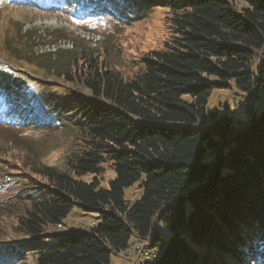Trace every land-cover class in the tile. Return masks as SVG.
<instances>
[{
	"label": "trees",
	"instance_id": "obj_1",
	"mask_svg": "<svg viewBox=\"0 0 264 264\" xmlns=\"http://www.w3.org/2000/svg\"><path fill=\"white\" fill-rule=\"evenodd\" d=\"M240 1L248 7L236 11ZM65 3L66 11L116 26L163 8L168 36L133 61L127 76L104 52L74 41L71 49L49 42L54 51L40 55L23 49L20 61L58 81L56 91L45 87L40 95L0 71L4 119L60 128L72 139L64 168L33 163L0 172V191L11 194L0 207V264H112L136 240L148 237L150 247L151 232L160 254L150 264H264V110L252 111L242 130L207 111L217 90L252 94L255 103L264 90V0ZM107 170L115 178L103 189L99 177ZM85 175L94 179H78ZM132 187L138 194L129 198ZM75 205L98 214L99 223L57 234ZM53 239L55 246L41 245Z\"/></svg>",
	"mask_w": 264,
	"mask_h": 264
},
{
	"label": "rangeland",
	"instance_id": "obj_2",
	"mask_svg": "<svg viewBox=\"0 0 264 264\" xmlns=\"http://www.w3.org/2000/svg\"><path fill=\"white\" fill-rule=\"evenodd\" d=\"M56 1V3H55ZM55 3V4H54ZM64 0H0V71L9 69L16 73L15 77L24 84L25 90L31 93H43L48 87L53 91L59 88L58 81L50 76L41 77L40 73L27 62L20 61V55L25 54L23 49L32 54L54 51L47 46L48 43L57 41L55 45L64 49H71L74 41L80 47H91L104 52V58L115 71L130 75L135 71L133 61L162 47L163 41L168 33L165 30V18L168 11L159 8L144 14L136 22L128 25L116 26L105 18L83 15L82 11L75 8L65 11ZM236 11L248 7L246 2H238ZM57 10H54V9ZM62 31L63 34H57ZM61 39V40H59ZM39 44L32 51L29 42ZM90 41V42H89ZM27 42L28 44H24ZM46 44V46H45ZM20 49L18 52L15 49ZM33 62L34 61L33 59ZM50 78L46 84L41 79ZM86 93L85 91H83ZM258 100L253 105L254 96L245 98L239 96L235 91L217 90L212 93L207 111L215 113L218 117L229 116L235 122L238 130L244 129L252 119V111L264 110V90L257 91ZM4 102L0 99V108ZM254 109V110H253ZM7 112L6 108L0 109V113ZM0 115V172L15 173L16 167L22 164L51 165L64 168V159L69 154L72 139L69 132L62 129L57 131H46L42 128L31 129V127L9 125L8 118ZM210 118L205 122L209 124ZM115 178L113 170H107L99 177L103 189L109 187ZM83 182H90L93 175H85L78 178ZM138 194L136 187L127 190V194ZM11 194L8 191H0V207L7 201ZM138 198V195L134 197ZM3 211H0V215ZM2 219H6L1 217ZM7 224L14 222V218H7ZM96 213L83 211L75 205L68 216L62 220V227L54 229L57 234H70L74 231H89L92 223H99ZM160 231L166 238L170 235L169 229L160 223ZM57 239L44 241L42 246L48 248L55 246ZM113 264H118V259L113 258ZM14 264H19L15 263ZM120 264V263H119ZM130 264V263H128ZM247 264H256L249 261Z\"/></svg>",
	"mask_w": 264,
	"mask_h": 264
},
{
	"label": "bare ground",
	"instance_id": "obj_3",
	"mask_svg": "<svg viewBox=\"0 0 264 264\" xmlns=\"http://www.w3.org/2000/svg\"><path fill=\"white\" fill-rule=\"evenodd\" d=\"M150 234L153 235V240H154V234L152 232ZM146 239H143V241L146 240ZM153 240H152V242L149 245L150 247L147 246L149 241H147L146 244L144 245V253H151L150 262L155 261L158 258V256H159L158 254H160V252L159 253H155L156 250H154V249H159V248L153 246ZM136 242H137V240L131 246H129L127 249L121 251L119 256L122 257V258L135 257ZM159 251H160V249H159ZM148 263H149V256H140V257H138V264H148Z\"/></svg>",
	"mask_w": 264,
	"mask_h": 264
},
{
	"label": "built area",
	"instance_id": "obj_4",
	"mask_svg": "<svg viewBox=\"0 0 264 264\" xmlns=\"http://www.w3.org/2000/svg\"><path fill=\"white\" fill-rule=\"evenodd\" d=\"M253 102H254V99H253ZM145 244H146V241L137 240L136 247H135V257L126 258L129 260L130 264H138V257L140 256H149V264H150L151 253H144ZM155 253H159V249H157Z\"/></svg>",
	"mask_w": 264,
	"mask_h": 264
},
{
	"label": "crops",
	"instance_id": "obj_5",
	"mask_svg": "<svg viewBox=\"0 0 264 264\" xmlns=\"http://www.w3.org/2000/svg\"><path fill=\"white\" fill-rule=\"evenodd\" d=\"M116 259H118V264H128V259H124V258H119V257H116ZM114 261V259H113ZM113 261H112V264H113ZM117 264V263H116Z\"/></svg>",
	"mask_w": 264,
	"mask_h": 264
}]
</instances>
